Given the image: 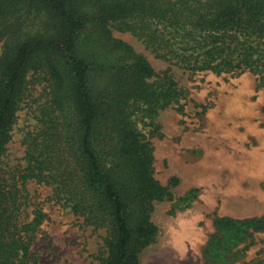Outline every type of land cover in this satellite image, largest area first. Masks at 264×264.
Wrapping results in <instances>:
<instances>
[{"label":"trees","instance_id":"16d2710c","mask_svg":"<svg viewBox=\"0 0 264 264\" xmlns=\"http://www.w3.org/2000/svg\"><path fill=\"white\" fill-rule=\"evenodd\" d=\"M114 29L189 68H250L264 84V0H0V264L32 260L45 212L29 210L31 179L55 184L76 213L107 228L102 264H141L157 240L155 202L172 199L179 179L165 185L155 176L153 146L132 106L170 104L178 84L156 80L149 59ZM31 72L50 83L51 113L28 138L26 166L8 173L3 157ZM215 225L204 252L227 261L231 245L264 229V216Z\"/></svg>","mask_w":264,"mask_h":264},{"label":"rangeland","instance_id":"374dc122","mask_svg":"<svg viewBox=\"0 0 264 264\" xmlns=\"http://www.w3.org/2000/svg\"><path fill=\"white\" fill-rule=\"evenodd\" d=\"M114 33L149 59L156 80L174 79L180 94L157 110L149 111L142 102L132 106L136 126L153 146L155 176L165 185L179 179L172 199L155 202L152 220L159 234L141 253V264H264V229L231 245L227 261L211 260L204 252L217 233L218 217L264 216V84L259 74L250 68L195 70L178 57L161 56L130 30ZM29 78L3 157L8 173L26 166L28 138L45 127L51 113L46 76L31 72ZM27 187L29 210L45 212L28 264H102L107 228L76 213L55 184L31 179Z\"/></svg>","mask_w":264,"mask_h":264}]
</instances>
